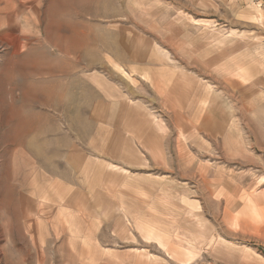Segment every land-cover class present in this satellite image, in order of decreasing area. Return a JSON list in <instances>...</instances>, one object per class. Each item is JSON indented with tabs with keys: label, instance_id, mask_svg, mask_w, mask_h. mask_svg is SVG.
Masks as SVG:
<instances>
[{
	"label": "rangeland",
	"instance_id": "rangeland-1",
	"mask_svg": "<svg viewBox=\"0 0 264 264\" xmlns=\"http://www.w3.org/2000/svg\"><path fill=\"white\" fill-rule=\"evenodd\" d=\"M132 254L264 264V0H0V264Z\"/></svg>",
	"mask_w": 264,
	"mask_h": 264
},
{
	"label": "crops",
	"instance_id": "crops-1",
	"mask_svg": "<svg viewBox=\"0 0 264 264\" xmlns=\"http://www.w3.org/2000/svg\"><path fill=\"white\" fill-rule=\"evenodd\" d=\"M261 46H263V45H259V46H257V48L259 49ZM163 56L165 57V59H167V54H166V52L165 53H163ZM240 68V67H239ZM237 71H238V69L237 68H235ZM240 71H242V69H239ZM243 71H245V69L243 68ZM239 72V71H238ZM255 85V84H254ZM105 93V95H106V97H108L110 100H111V102L114 104V103H116V101H115V98H114V93H116V89H114V93H113V91L112 92H110L109 90H107V91H105L104 92ZM104 146V148L106 149V145L104 144L103 145ZM101 149H95L94 147H93V149L91 150L90 149V157H92V158H97L96 157V155H98V153L99 152H101L100 151ZM94 151H99V152H94ZM96 154V155H95ZM96 174H94V175H92V177L90 178V181H88L87 182V185H89V188H88V191L90 190H98L97 188H95V187H98V182H99V179H98V177H96L95 176ZM122 211L124 212V210L122 209ZM125 214H127L126 212H124ZM161 242H162V240H161ZM92 242L91 241H89V246H92ZM95 244V243H94ZM93 244V245H94ZM162 247L164 246V245H161ZM186 253H188V254H190L188 251H186ZM192 255L194 256V254L192 253L191 255H188L190 258L189 259H192ZM133 256V257H132ZM132 260L129 262V264H168V263H161L160 262V260H158V259H156L155 257H150L149 256V254L148 255H135V254H132ZM258 256V255H257ZM258 257H260V256H258ZM261 258V257H260ZM263 258V257H262ZM264 259V258H263ZM255 260V259H254ZM188 261H190V260H187V261H185L186 263L188 262ZM260 262H262L261 260H259Z\"/></svg>",
	"mask_w": 264,
	"mask_h": 264
},
{
	"label": "bare ground",
	"instance_id": "bare-ground-1",
	"mask_svg": "<svg viewBox=\"0 0 264 264\" xmlns=\"http://www.w3.org/2000/svg\"><path fill=\"white\" fill-rule=\"evenodd\" d=\"M150 264V263H149Z\"/></svg>",
	"mask_w": 264,
	"mask_h": 264
}]
</instances>
